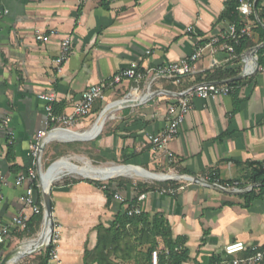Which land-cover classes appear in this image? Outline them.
Listing matches in <instances>:
<instances>
[{"label": "crops", "instance_id": "obj_1", "mask_svg": "<svg viewBox=\"0 0 264 264\" xmlns=\"http://www.w3.org/2000/svg\"><path fill=\"white\" fill-rule=\"evenodd\" d=\"M251 1L253 14L241 18L242 27L250 26L251 36L239 56L207 50L194 73L179 80L127 81L109 89L105 100L70 132H87L106 105L128 94L145 102L116 111L95 140L49 138L39 165L34 166L31 147L47 119L40 95H56L54 114H71L86 90L108 85L121 70L135 64L143 71L184 60L196 46H207L229 30L232 25L224 15L231 0H2L8 14H0V227L21 213L29 219L38 216L23 202L29 183L17 185L20 176L34 168L42 193L41 174L47 163L76 162L84 156L94 164L130 165L199 182L176 179L167 187L146 186L145 199L134 206L136 184L119 191L125 199L120 202L89 180L59 175L52 183L51 199L53 247L60 264H152L151 244L146 237L141 239L142 226L120 223L136 206L150 221L162 218L174 242L185 239L183 249L189 252L185 264L219 262L225 246L234 242L246 245L238 258L264 254V184L251 180V165H264V62L259 60L264 58L260 19L264 0L258 6L259 0ZM38 34L51 36L49 42H38ZM66 38L71 39V54L57 65ZM253 48L259 50L250 62L245 55ZM216 73L226 77H215ZM235 79L238 84L229 96L193 100L180 134L166 149H156L151 138L168 127L169 108L181 92ZM7 120L15 133L13 145L4 128ZM79 148L86 152H78ZM167 189L176 193L163 194ZM34 198L38 201V193ZM43 203L42 194V208ZM42 227L43 220L40 232ZM26 230L9 234L0 249L2 258L18 247ZM156 244L161 264L165 245L160 238ZM16 264L37 262L23 258Z\"/></svg>", "mask_w": 264, "mask_h": 264}, {"label": "built area", "instance_id": "obj_2", "mask_svg": "<svg viewBox=\"0 0 264 264\" xmlns=\"http://www.w3.org/2000/svg\"><path fill=\"white\" fill-rule=\"evenodd\" d=\"M85 0H77L78 3H83ZM238 13L241 18L247 20L253 14V2L251 0H240ZM0 14L7 15L8 10L3 8L2 0H0ZM192 32L190 28L188 30ZM251 28L249 25H245L240 30L235 26H230L226 33L220 34L212 38L207 46H196L193 54L178 62L169 64L165 67L158 68H146L143 71L138 69L137 65H132L125 70H121L115 74L108 85H95L86 90L82 96L79 104L74 108L71 114L56 115L54 114V104L57 101L55 94H42L39 99L45 102L46 122L45 129L38 132L35 137L34 143L31 147L30 155L34 160V166L39 165L41 158V150L45 147L46 141L53 135L70 131L80 120L87 118L92 111L93 106L100 101H104L106 93L109 89L122 85L127 81L141 82L146 79L152 81L157 78H165L171 80H179L194 73L196 63L205 55V52L209 50L211 53L216 49L227 52L231 56L235 57V49L241 45V42L245 38H250ZM51 36L38 34L36 37L38 42L47 43ZM61 55L56 60L57 65L64 64L71 54V39L66 38L61 44ZM232 88L228 85H219L216 83L200 85L189 91L181 92L178 102L169 108L170 121L168 127L160 134L151 138L152 144L156 149H166L168 144L173 141L181 132L183 125L186 122L187 116L193 110V100H210L219 97L229 96L232 93ZM10 121L4 122V128L7 129L6 134L9 139V144L13 145L15 141V133L8 129ZM170 157L172 154H169ZM38 181V175L34 168L28 170L26 175L20 176L17 179V185L22 186L28 182L29 186L26 189L23 202L26 207L31 208L35 215H40L44 212V208H41L36 204L34 198V185L33 183ZM102 189H108L107 182H102ZM163 194L174 195L176 193L173 189H167L162 191ZM114 198L120 202H125V199L116 194ZM145 199V195H142L138 201L141 202ZM128 216H141L142 210L139 206L132 207L127 211ZM29 217L25 213L19 214L15 217L10 224L0 227V249L6 244L7 237L13 230L23 231L27 228V222ZM56 240V233L54 231L52 241L48 246L53 245ZM246 251V245L243 242H234L225 246L224 258L214 264H262L264 260V254L259 252L253 256L238 258V255L243 254ZM169 252H167L168 254ZM232 258V259H231ZM160 254L158 251L152 252V264H159ZM49 264H60V258L58 252L52 249L49 255Z\"/></svg>", "mask_w": 264, "mask_h": 264}, {"label": "trees", "instance_id": "obj_3", "mask_svg": "<svg viewBox=\"0 0 264 264\" xmlns=\"http://www.w3.org/2000/svg\"><path fill=\"white\" fill-rule=\"evenodd\" d=\"M239 1L240 0H231L229 2L226 13L224 15V19L227 20L231 25L235 26L238 30H240L243 26L241 17L238 13V7H239ZM260 3V0L257 2L256 6H258ZM260 19L264 20V13L260 16ZM257 22V21H256ZM259 24V22H257ZM250 38H245L242 40L241 45L239 47H236L235 54L239 56L241 54V50L243 46L249 41ZM249 47H252V44L248 45ZM264 51V48L262 49ZM260 64L263 65L264 58H260ZM215 77L218 78H225L226 75L222 73H216ZM237 82H231L228 83V86L233 88L237 85ZM253 171H252V177L251 180L253 183L257 184H264V165L263 164H253L251 165ZM93 184H96L98 186H102V182H95L90 181ZM133 183L124 180H111L107 182L108 189L105 191L108 193L109 198H114V196L119 193V191H123L127 189V186L132 185ZM175 182L168 181L163 183H154L152 186V189L155 187H167L170 185H174ZM34 185V194L38 193L39 199L36 201V204L42 208L41 202H42V193L40 192V189L37 187V181L33 183ZM116 185V186H114ZM146 186L142 184L137 185V195L136 198L132 201V204L135 206L137 204V200L140 197V195H143L148 192L147 189H145ZM132 205V206H133ZM131 206V207H132ZM43 220V213H41L38 216H34L30 218L27 222V230L21 235V236H27L32 237L36 234L38 231L41 223ZM122 224H131L134 226H142V229L140 231L141 239L146 237V242L151 244V248L149 250V255L152 257V252L156 249V242L160 238L164 242L165 249L163 250L162 256H161V264H185L189 260V252L187 249H183V244L185 243V239H177L175 242L172 239V232L170 227L167 225V223L162 218H154L152 221L147 216H140V217H130L126 213L125 218L120 221ZM118 240V238H116ZM155 243V244H153ZM121 245V243H119ZM154 245V246H153ZM53 249V245L49 246L45 253L39 256L37 264H49V255ZM167 252H169L167 254ZM2 260V256H0V262ZM264 264V260L263 263Z\"/></svg>", "mask_w": 264, "mask_h": 264}, {"label": "water", "instance_id": "obj_4", "mask_svg": "<svg viewBox=\"0 0 264 264\" xmlns=\"http://www.w3.org/2000/svg\"><path fill=\"white\" fill-rule=\"evenodd\" d=\"M258 50H259V48L251 49L245 55L246 60L247 59L253 60L255 58V54L258 52ZM258 68H259V66H258ZM238 79H241V78H238ZM234 81H236V79L228 81V82L217 83V84L227 85L228 83H231ZM144 102H145V100H132L131 94H128L122 100H119V101H116V102H113L111 104L106 105L92 126L93 128L98 127V131L93 136H91L90 138H86V139H79V138L74 139L73 138L71 141H92V140H95L101 134L107 119L111 117V114L113 112H116L118 110H121V109L127 108V107L139 106V105L143 104ZM64 133L77 134V133H73L70 131H66ZM48 140L46 141V143L48 142ZM43 150H44V148L41 150L40 158L42 157ZM65 161L70 163L75 168H82V167L70 162L68 159H60L59 161L52 164L46 172L41 174L42 194H43V202H44L43 203V207H44L43 227L41 230V237H39L38 239H35V240H31L29 242H25V243L20 244L17 248H15L14 250H12L8 254H6L2 258L0 264H16L17 262H19L23 258H27L29 256H33L35 254L40 253L42 250L46 249L48 247V245L51 243L52 237H53V234L55 231V221L53 218L52 199H51V186H52V183L56 177H51V176H49V174L56 165L63 163ZM116 167L117 168H124V169L125 168L137 169V170L142 171L143 173L148 175L147 180H153L156 182H168V181H173L176 179H186V180H189L193 183L199 182L198 178H192V177H187V176H174V175H167V174H154V173L148 172L142 168L130 166V165H121V166H116ZM95 168H98V167H95ZM152 176H154V177H152ZM45 177H48L47 179L50 180L47 185L45 182ZM84 178L88 179V180L108 182V181L115 179L116 177L107 176L106 178L100 179L97 177L90 178V177L84 176ZM46 239H48V245L45 244ZM27 243H30L32 245L29 248H26L25 245Z\"/></svg>", "mask_w": 264, "mask_h": 264}, {"label": "bare ground", "instance_id": "obj_5", "mask_svg": "<svg viewBox=\"0 0 264 264\" xmlns=\"http://www.w3.org/2000/svg\"><path fill=\"white\" fill-rule=\"evenodd\" d=\"M248 60L250 61V59H248ZM97 131H98V127H95V128H92V130H90L88 133H85V134L68 135L70 133H63V134H56V135L50 137V139L51 138L61 139V140H68V139H72V138H74V139L75 138L86 139V138H90L91 136H93ZM64 173L77 174V175H80V177L81 176L82 177L86 176V177H90V178L97 177V178H100V179L106 178L107 176H113V177H122V176L134 177V176H136V177H139V178L141 177V178H144V179H148L147 178V176H148L147 174H145L142 171H139L137 169H132V168L131 169L130 168H125L124 169V168H117L116 166H111V167H104L103 166L102 168H95L92 165H90L88 162L86 163L85 167L75 168L74 166H72L70 163H68L66 161L56 165L52 169V171L50 172L49 176L57 178L59 175L64 174ZM152 177H154V176H152ZM47 178L48 177H45L46 185L50 181ZM40 237H41V234H40ZM45 244L48 245V239L45 240ZM31 245L32 244L27 243L25 246H26V248H29Z\"/></svg>", "mask_w": 264, "mask_h": 264}, {"label": "rangeland", "instance_id": "obj_6", "mask_svg": "<svg viewBox=\"0 0 264 264\" xmlns=\"http://www.w3.org/2000/svg\"><path fill=\"white\" fill-rule=\"evenodd\" d=\"M123 99V98H122ZM122 99H120V100H122ZM115 113V112H114ZM114 113H112L111 114V116L112 115H114ZM95 123V121L94 122H92L91 123V126H90V129L86 132V133H88L90 130H92V126H93V124ZM81 134H85V133H81ZM78 152H80V153H85L86 152V150H84V149H81V148H79L78 150H77ZM87 152H89V151H87ZM94 152V151H93ZM81 157V159L79 158H77L76 159V162H72V163H74V164H76V165H78V166H80V167H85L86 166V163L88 162L90 165H92V166H94V167H98V168H102L103 166L104 167H111V166H113V165H111V164H94V163H92L90 160H85V157L84 156H80ZM82 158H84V159H82ZM60 159H54V160H52L51 162H49V163H47L46 164V166H45V168H44V172H46L47 170H48V168L52 165V164H54L55 162H57V161H59ZM85 162V163H84ZM82 165V166H81ZM65 174H68V175H70V176H73L74 178H76V180H78V181H88V179H85L84 177H80V175H77V174H69V173H65ZM77 175V176H76ZM135 177V178H134ZM134 177H119V178H115V179H113V180H119V179H124V180H128V181H130V182H132L133 184H136V185H138V184H142V185H144V186H153L154 185V183H162V182H156V181H153V180H147V179H144V178H139V177H136V176H134ZM89 181H95V180H89ZM95 182H104V181H95ZM23 234V233H22ZM40 234H41V232H40V228L38 229V231L36 232V234L35 235H33L32 237H27V236H21L20 237V244H22V243H25V242H29V241H31V240H35V239H38L39 237H40ZM128 243V242H127ZM126 243V244H127ZM19 244V245H20ZM18 245V246H19ZM49 247V246H48ZM47 247V248H48ZM47 248L46 249H44V250H42L39 254H36V255H34L33 257H28V258H26L28 261H31V262H37V260H38V258H39V256H40V254L42 253H45V251L47 250ZM124 249L126 248V247H123ZM147 251H148V247H145V249H144V252H140L141 254H147ZM31 258H37V259H31ZM142 264H147V262H144V263H142Z\"/></svg>", "mask_w": 264, "mask_h": 264}]
</instances>
